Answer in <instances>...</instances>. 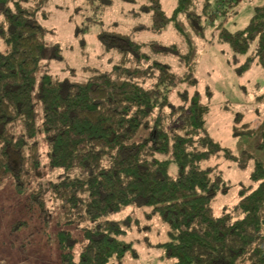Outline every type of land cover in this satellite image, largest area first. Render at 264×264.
<instances>
[{
    "label": "trees",
    "instance_id": "trees-1",
    "mask_svg": "<svg viewBox=\"0 0 264 264\" xmlns=\"http://www.w3.org/2000/svg\"><path fill=\"white\" fill-rule=\"evenodd\" d=\"M42 1L0 0V183L25 194L28 219H38L45 233L49 187L56 223L67 226L57 230L60 264L137 256L122 239V222L110 218L129 205L151 207L146 216L168 226L171 239L162 245L174 264H264V159H253L250 182L216 213L215 201L231 184L204 163L218 153L237 156L209 133L213 90H200L196 75L198 40L208 37L229 44L237 75L264 68V3L244 28L231 31L223 18L240 0H173L169 12L163 0H143L131 11L150 22L99 35L104 49L117 54L110 68L66 66L62 76L49 68L61 46H49V29L38 22ZM170 23L178 34L172 42L135 37L163 33ZM243 118L235 114L234 136L254 133Z\"/></svg>",
    "mask_w": 264,
    "mask_h": 264
},
{
    "label": "rangeland",
    "instance_id": "rangeland-1",
    "mask_svg": "<svg viewBox=\"0 0 264 264\" xmlns=\"http://www.w3.org/2000/svg\"><path fill=\"white\" fill-rule=\"evenodd\" d=\"M142 2L144 1L114 0L111 5H104L100 0L42 1L38 22L49 29V46L52 47L55 43L61 46L60 58H54L49 68L53 71L55 69L62 76L67 73L66 66L110 68L117 54L104 49L99 35L109 30L128 31L140 23L150 22L145 13L132 14L131 10L138 8ZM163 2L169 12V6L174 4L173 0ZM263 3L264 0H240L234 12L223 18V27L231 31L244 28L255 8ZM220 16L219 21L222 19ZM213 27L215 26H211L209 30L213 31ZM218 31L219 29L215 31L217 35ZM177 36L173 23L163 33L145 30L135 35L136 39H158L165 43L176 40ZM198 42V88L202 90L209 85L213 90L207 128L216 140L232 149L237 156L233 161L218 153L204 163V166H214L217 171L222 172L231 184L229 193L218 196L214 203L215 212L220 213L224 206L235 200L240 184L250 182L249 172L253 159H264V147L258 146L264 130V68L253 65L243 75H237L228 60L234 54L229 44L212 41L211 37ZM176 68L182 67L176 63ZM79 74L83 76L82 72ZM238 112L243 113V121L248 122L255 130L253 134L233 135L234 118ZM36 118L38 124H41L42 115L38 105ZM39 143L42 163L46 167L47 146L43 135H40ZM50 177L51 174L46 172V178ZM24 198L25 194H16L13 187L0 183V264H60L57 230L67 226L56 223L49 187L46 194L50 209L48 233L38 229L42 226L38 219H28ZM150 208L129 205L122 212L110 217L122 222L126 229L122 239L132 243L138 255L133 256L128 251L122 262L114 257L109 264H174V260L167 256L166 247L162 245L171 239L169 228L157 215L151 218L146 216ZM21 219H27L28 222L15 227L14 222ZM145 225L151 228L147 229Z\"/></svg>",
    "mask_w": 264,
    "mask_h": 264
}]
</instances>
